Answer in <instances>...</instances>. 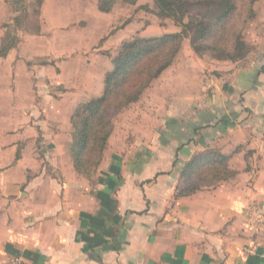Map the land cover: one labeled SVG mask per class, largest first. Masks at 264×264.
<instances>
[{"label": "crops", "instance_id": "obj_1", "mask_svg": "<svg viewBox=\"0 0 264 264\" xmlns=\"http://www.w3.org/2000/svg\"><path fill=\"white\" fill-rule=\"evenodd\" d=\"M78 1L44 0L41 32L31 36L29 48L52 59L37 73L18 67L20 76L57 82L67 79L70 64L72 86L64 88L73 90L68 122L80 104L103 95L105 75L113 70V57L98 71L101 65L85 74L74 67L77 51L67 41L72 27L78 20L88 26L89 20L112 16L100 12L94 0L93 16L87 17V3L82 9ZM141 1L129 7L137 9ZM130 27L123 23L112 39L122 45L139 35L124 36ZM158 29V36L176 32ZM247 44L253 51L246 61L229 68L183 44L150 95L122 115L128 137L114 131L93 185L74 168L71 125L66 141L59 133L44 148H50L44 155L55 177L35 158L36 141L0 137L7 155L0 159V264L15 258L29 264H264V22ZM14 60L8 54L2 62ZM90 60L88 67L94 66ZM94 76L100 83L91 91ZM158 96H164L160 104ZM212 152L228 159L231 176L211 185L202 181L196 192L184 195L194 184L186 166ZM59 157L68 161L66 168Z\"/></svg>", "mask_w": 264, "mask_h": 264}, {"label": "rangeland", "instance_id": "obj_2", "mask_svg": "<svg viewBox=\"0 0 264 264\" xmlns=\"http://www.w3.org/2000/svg\"><path fill=\"white\" fill-rule=\"evenodd\" d=\"M93 1L94 0L78 1V4L81 3L80 7H82V9L84 7V3H87V8L85 9V11L89 12L87 13V17L93 16L90 12L94 11L92 8ZM205 1L208 0H204V2ZM52 2H54V0H52ZM25 3L29 6V13L34 17L33 21H36L37 18L35 19V17L38 10L36 5L37 0H26ZM141 3L142 4L137 8V10L134 7H129V5L118 1L113 9L108 12L112 14V16H109L110 18L108 20L106 19L105 21H102L101 19L95 18V21L90 22L89 20L88 26L86 20H78L77 25L72 27L75 29L69 33L70 38L67 40L69 42V46L72 45L77 51L75 52L76 54H73L77 59V62L74 59V67L76 66L82 71L81 73L85 74L86 71H89L88 68H91L94 71L95 66L101 65L98 69H96V71H98L101 70V67H107L108 63L112 62L113 57L114 68L115 60L121 54L123 45H121L116 38L112 39V37H117L119 32L118 29H120L119 27L123 23H126V25L131 24V27L124 36H127L131 31L133 34H139L136 36L133 35V39L158 38L167 34H182L183 40L181 41L180 49L175 55V58L170 66H172L174 62L176 63V59L180 57L182 48L184 47L183 44H187L190 46L192 52H194L197 56L210 61V63H214L218 60L221 63L220 65H222V68H229L230 65H236L237 63L246 61V57L253 51V48L247 44V39L250 37V34L258 33L261 23L264 22V0H256L253 3H251V0H236L237 11H235L231 24L227 28V41L222 44L219 43V46H216L218 50H215L214 45L212 46L211 44L213 43V40H209L211 42L207 40L211 46H209L207 42L203 40L198 41L196 39L195 41L197 32L196 29L189 27L184 30L176 20L161 18L162 13L155 0H143ZM208 7L210 6L205 5L190 7L186 16L184 17V23H189L191 21L190 19L195 18V16L199 15L200 13L207 12ZM80 12H83V10L80 9ZM16 15L18 14L14 12L12 6L10 7V5L6 4L4 0H0V45L7 34V29L5 28L6 25H9L11 34L14 37H18L20 39L18 46L8 53L13 55L15 59L14 64L9 65L7 64L8 62H2L5 61V58L8 56V54L5 58H3L4 60L0 59V137H6L10 135H25L30 140L36 141V146L33 147V154H36L35 158L40 161V165L43 167V170L45 169V171H47L48 177H55L57 175L54 171L57 170L55 166H52L51 162L45 158L44 154L47 153L48 148L45 151L44 148L50 146V144L47 143V141H49V137L59 133L62 134L61 137L63 141H66L70 125L72 131L74 132L71 122H68L69 119L67 120L66 117V115H68L67 109L70 108L68 100L70 99L73 90H70L71 88H69V91L64 90L65 86H72V74H70L69 69L70 64L66 70L68 71L65 75V78L67 79L64 78V81L57 80V82H51L49 80L34 78L31 76V74L27 76L24 73L23 76H20L21 71L18 67L21 66L20 68H22L24 71L31 70L34 73H37V69H40L44 63H49L52 58L48 56L37 55L31 52L29 46H31L32 42H29V39L31 36H37V34L31 33L34 24L31 22L28 24L27 30L18 31L16 30V26L14 24ZM111 20L114 24L107 30V32H105V24L107 23L109 25ZM159 27L165 28L166 30L175 29L176 32L170 31L167 34L164 32L158 36L156 34L159 30ZM113 30H115V33L117 31L118 32L116 34L114 33L115 35H109V33ZM130 39V41L133 40L132 37ZM192 40L196 42V46L198 47L197 52L194 51L191 46ZM240 44H242L244 47L240 48ZM205 45H208V47H205ZM96 56L98 58H96ZM92 58L94 59V66L91 64L88 67L85 61L89 60L91 63L90 59ZM98 59L103 60V64H99ZM19 62H21L20 65L18 64ZM22 64L24 65L22 66ZM144 65L146 64H143V66ZM99 72L94 73V75L97 76V74H101ZM8 76H10L9 79L7 78ZM97 77H95L94 80H91L90 82L91 91H96L95 89L100 83V79ZM159 78L160 76L151 82L150 86L145 90L142 96L146 95L145 97H147L150 95L148 92L150 89L156 87V83L158 82ZM72 88L75 89L77 87L73 86ZM161 90L162 87L159 84L157 87L159 94L161 93ZM150 98L151 96H149V99ZM162 98H164V96H158L156 98L157 104H160L158 100H163ZM56 101H58V103H56ZM85 102L88 103V101ZM84 104H80L79 106L81 107ZM79 106L77 109L73 110L72 115L76 112V110L80 109ZM129 106L118 113L113 120V133L116 134L117 132V136L123 134L122 130L127 133L126 130L129 124L125 122L126 118L122 115L126 112ZM130 127L131 126H129V128ZM122 137H128V133ZM117 139H119V137H117ZM108 146L109 144L107 145L105 151L108 150ZM48 151H50V148ZM37 153L41 155V157H38ZM209 155L211 164L205 163L206 166H203L200 171L201 175H208L206 177L207 180L203 181L207 182L208 185H211L214 184L216 180L221 179L220 175L218 174L220 173L219 171L231 170L227 167V161L224 164H214L215 159L213 160V158L215 157V154L212 152ZM6 156L7 155L4 152V149L0 147V159L6 160ZM59 159L60 160L58 162L60 163V167L66 168L68 166V161L64 160L63 157H59ZM98 169L96 171H92V175L85 176L90 180L92 185L93 183H96L95 176Z\"/></svg>", "mask_w": 264, "mask_h": 264}, {"label": "trees", "instance_id": "obj_3", "mask_svg": "<svg viewBox=\"0 0 264 264\" xmlns=\"http://www.w3.org/2000/svg\"><path fill=\"white\" fill-rule=\"evenodd\" d=\"M5 1L18 14L14 19L16 30H27L28 24L32 22L34 27L31 33L39 34L41 32V9L44 0H37L36 21H33L34 17L29 13L26 0ZM118 1L130 6L136 5L138 2V0H99L98 9L102 13H108ZM155 1L162 13L161 18L176 20L184 30L189 27L196 29L195 41L196 39L203 40L209 45L208 41L213 40L211 44L214 45L215 50H218L216 46H219V43L227 41V28L237 11L236 0ZM254 1L256 0H251V3ZM205 5L210 6L207 12L200 13L190 19L189 23H184V17L190 7ZM5 28L7 34L0 45V59L5 58L9 51L15 49L20 43V39L11 34L9 25H6ZM182 40V34H167L158 38H134L132 41L122 44V52L115 60L113 70L105 77L103 95L82 105L71 117L70 122L74 132L70 152L74 168L78 173L90 176L93 174L92 171L98 169L113 133L115 116L127 106L136 103L151 82L170 67L180 49ZM195 41H191V46L197 52L198 47ZM239 47L244 46L240 44ZM143 64L146 65L143 66ZM214 156V164H224L228 160L222 155ZM205 163L211 164L209 154L196 157L186 166L185 173L190 176L191 181L194 180V184L183 192L184 195L194 193L200 188V184L204 180L202 179L204 175H201L200 170L206 166ZM219 172L218 174L223 179L229 178L232 174L231 171Z\"/></svg>", "mask_w": 264, "mask_h": 264}, {"label": "built area", "instance_id": "obj_4", "mask_svg": "<svg viewBox=\"0 0 264 264\" xmlns=\"http://www.w3.org/2000/svg\"><path fill=\"white\" fill-rule=\"evenodd\" d=\"M7 264H29V263L25 262L21 258H15L14 260H12L11 262Z\"/></svg>", "mask_w": 264, "mask_h": 264}]
</instances>
